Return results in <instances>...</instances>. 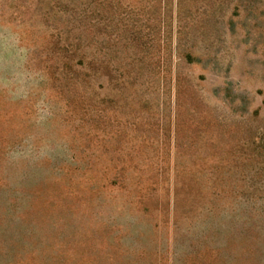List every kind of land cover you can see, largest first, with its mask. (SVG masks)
Listing matches in <instances>:
<instances>
[{
  "label": "rangeland",
  "instance_id": "rangeland-1",
  "mask_svg": "<svg viewBox=\"0 0 264 264\" xmlns=\"http://www.w3.org/2000/svg\"><path fill=\"white\" fill-rule=\"evenodd\" d=\"M0 264H264V0H0Z\"/></svg>",
  "mask_w": 264,
  "mask_h": 264
}]
</instances>
